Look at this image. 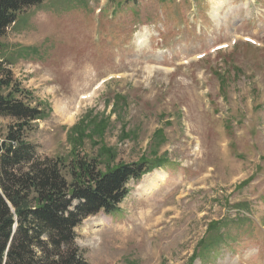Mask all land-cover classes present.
Segmentation results:
<instances>
[{
  "label": "rangeland",
  "instance_id": "rangeland-1",
  "mask_svg": "<svg viewBox=\"0 0 264 264\" xmlns=\"http://www.w3.org/2000/svg\"><path fill=\"white\" fill-rule=\"evenodd\" d=\"M5 72L67 179L79 157L157 165L75 228L89 264H264V0H44L0 36Z\"/></svg>",
  "mask_w": 264,
  "mask_h": 264
},
{
  "label": "trees",
  "instance_id": "trees-1",
  "mask_svg": "<svg viewBox=\"0 0 264 264\" xmlns=\"http://www.w3.org/2000/svg\"><path fill=\"white\" fill-rule=\"evenodd\" d=\"M43 3L0 0V36L18 13ZM18 88L9 72L0 74V116L15 119L0 140V264H89L76 244L75 228L100 211H115L128 194V182L157 165L142 158L101 170L79 157L70 163L67 179L60 157L41 156L25 140L26 128L44 109L16 96L26 97ZM77 144L73 138L72 150Z\"/></svg>",
  "mask_w": 264,
  "mask_h": 264
},
{
  "label": "bare ground",
  "instance_id": "bare-ground-1",
  "mask_svg": "<svg viewBox=\"0 0 264 264\" xmlns=\"http://www.w3.org/2000/svg\"><path fill=\"white\" fill-rule=\"evenodd\" d=\"M165 175L166 174L164 172L156 170L154 174L149 175L148 179L150 180V182L146 178H144L142 182L136 186L138 194L140 196H145L153 193L157 189ZM165 212L166 211L163 210L161 215L157 219H161V217L164 216Z\"/></svg>",
  "mask_w": 264,
  "mask_h": 264
}]
</instances>
